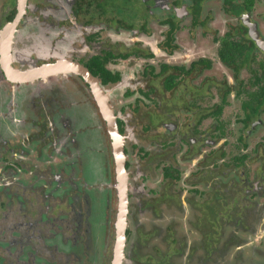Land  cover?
Here are the masks:
<instances>
[{"label":"rangeland","instance_id":"rangeland-1","mask_svg":"<svg viewBox=\"0 0 264 264\" xmlns=\"http://www.w3.org/2000/svg\"><path fill=\"white\" fill-rule=\"evenodd\" d=\"M73 1L74 0H33L38 11L29 14L25 19V24L33 25L31 23L41 22L45 25V31L47 32L44 34L41 31H37L38 44L40 45L37 53L44 57L39 60L37 63L38 65L43 64V62L51 57H55L56 59L57 57L72 59L76 58L79 54L83 55L87 50H90L92 53L101 52L111 46H119L116 51L119 53H124L130 48L139 52H141L140 49H142L146 54L153 53V56L150 58L145 56H130L128 58L117 57L115 60H112L110 64L111 69L118 70L126 75L120 85L111 87V90L113 89L111 104L116 109L117 114L128 123L125 125L126 135L128 137L124 145H126V143H128V146L130 143L136 144L132 146V154L129 157V170L132 172L129 178V186H131V201L129 207L130 211L132 210L134 214H130L129 224H127L130 235L129 241H126V250L132 251V249L136 248V245H138L136 251L139 254L142 249L139 242L146 239L145 246L148 250L154 251V255L160 259L159 254L165 252L164 250L168 248L162 238L165 236L168 237L169 244L173 247H180L181 245L183 249L187 248V250L183 252L177 251V255L173 257L174 260L170 264H189L187 251L188 248L194 245L199 247L195 253L192 254L193 258L196 257L195 260L198 264H264V216L259 218L260 216L255 210V205L258 201L264 205V191H260L256 196L251 194L250 197L248 196V198H245L247 191L244 190L245 186L243 185V180L240 181L239 176V173L244 168L241 167L238 169V172H236L235 169L237 170V168H234L230 156V152L235 148L237 143V137L244 129L241 124L235 122L236 117H238L239 102L232 96L230 98V104L224 108L221 119L223 122L227 123L225 127L226 136H224L221 141L216 142L210 139L211 134L215 135L219 133L215 128L216 121L214 118H205L201 120L200 124H198V119L201 115L208 113L213 103L219 102L218 92L215 88H211L212 94H206L207 96H205L204 101L200 100L202 95L192 94L193 91L196 90L195 88H197V90L201 88L199 86L202 79L209 76H213L219 82L226 78L231 82L234 81L231 71L219 60L217 44L212 41V34L214 31L220 30V35H222L226 27V19L224 17L226 14L223 13L221 3L218 4L217 8L211 6L212 10L208 9L211 19L209 20L210 25L207 26V36H201L200 33L202 32L199 29L194 35L186 31L180 32L179 34L177 33L174 43H176L178 47L174 52L168 53V50L165 51L161 46V43L165 41V29L167 27L160 24L158 15L154 12V8L148 10L151 14L150 17H147L148 20H144V17H142L143 20L135 21L136 18L131 14L136 8L133 7L130 1L107 0V3L117 2L118 7L114 9V12L116 14H121L120 10H124L122 13L129 17L131 24L133 27H136V29H118L119 24L117 20L110 22V18L106 21H98L97 23L99 24L85 26L84 28L78 20L74 22L70 21L69 9L67 6L72 5ZM94 1L95 0H93V3L95 4ZM83 5L82 11L86 12L87 6L85 3ZM94 7L95 5H93L91 9L94 10ZM8 10L9 7H7V3L0 1V17H3ZM262 10L263 9L260 8V11ZM47 13H50V15L46 16ZM116 17V15H113V18L117 19ZM84 19L81 18L80 21H85ZM144 22L146 24L142 28ZM36 28L41 29L40 26H36ZM137 29L140 30V32H138ZM87 35L88 37H86ZM92 36H95V38L88 41V38L91 39ZM29 48L31 47L25 50ZM92 53L87 55L90 56ZM263 55L264 54H261L258 59ZM198 57H208L212 59V70L205 69L199 78H189L178 85L177 88L171 89L170 91L165 90L162 80L155 79L149 70H147L145 75L143 74V70L149 63H154L157 70H160L161 63L189 65L192 60ZM250 76L251 73L247 69H244L242 70L240 80L247 83ZM62 79L63 75L47 77L46 80L37 79L30 84V87H32L36 93L38 92L37 90L43 93L46 88H56L57 83L62 82ZM65 81L71 82L68 80ZM61 88H64L68 95H72L73 99L78 100L80 102L78 104L82 106L92 104V116H87L80 127L82 134L90 135L88 132L95 130L96 127L105 128L104 119L99 114L100 111L96 106L97 104L94 103L95 100L93 99V95H91L89 88L86 87L83 81H79L77 78L73 77L72 85L68 83ZM185 88L187 90L189 88L190 90L185 91ZM127 89L134 93H127ZM142 91L149 93V96H147L148 98ZM159 94L161 96L160 104L158 103ZM66 98L67 96L61 94L60 99L65 100ZM188 104L194 105L195 109L198 108V113L193 114L192 112H188L186 108ZM166 110H169L172 117H176L178 123L182 124L180 132H172V130L176 129V125L173 126L172 129L165 126L166 122H169L166 120L169 115ZM156 114H158L160 119L157 118ZM170 117L171 116H169V118ZM262 119L263 125L254 133H250L251 135L247 143L248 147H241L240 149V153L249 152L252 157H254L253 161H249V159L246 160V167L249 170L255 169L263 162V160H257L255 154L257 157L264 158V148L262 150V146L259 147L258 153L253 151L259 143L264 145V114L262 115ZM196 124L198 125L197 130L199 134L202 133V135L198 137L194 135V126ZM183 135H187L188 138L193 136L194 138H191L193 144L197 143L198 149L205 148L207 151L218 149V147L224 143V150L227 154L222 160L216 162V166L213 165L212 167L218 170L214 169L215 171H209L207 173V178L199 184L195 181L201 178V175L196 170L199 167L195 165L197 160L188 162L187 159L184 158V153L187 151L188 145L182 139ZM207 136L210 139L208 140L209 142L207 141L206 144L202 145L201 139H207ZM92 140L96 141L92 136L90 143H86L92 150V155L89 160V164H91L88 169H86V172H83L78 179L76 177L79 190H82L79 194L84 195L86 189L85 185H87L88 189H91V186L104 189L109 197L107 198L106 195L103 196L100 192H96V198L93 200L95 212L91 215V222L92 224H99L100 218L105 216L104 208L107 205L108 208L106 207V210L108 215L111 216L112 222L110 220L108 221H110V225L113 226L112 223L118 213L117 209L119 205L117 190L118 178L115 176V173L108 175L106 167L101 161L102 154H104L103 150L107 148V155L110 156V159H113L112 147H110L111 145L107 139L104 144L97 141L96 143H92ZM49 142L51 145L52 139H50ZM140 147H143V149L139 150ZM52 148L53 147H50L49 151L52 150ZM143 152L148 154H144ZM196 157L201 159L198 155ZM96 160L98 163H96ZM170 163L181 171L179 179L170 180L163 175V167L170 165ZM108 164H110L113 169L116 165L115 159ZM47 165H49L48 170H50L52 163ZM5 170L6 168H3L2 171L5 173ZM235 176L237 177V182L233 181ZM141 181L143 182L141 186H143L144 190L138 185V182ZM0 183L2 184V181ZM42 187L44 191L47 190L45 186L42 185ZM196 189L200 190V192H195ZM38 195L35 193V190H27L24 196L22 195L24 204H26L28 209V215L32 213V215L35 216L32 209L42 207L41 204H36V197L38 198ZM152 199L167 200V202L170 201V203L165 202V204L162 202L163 205L157 204L155 207H151V209L147 208ZM214 200H222L216 217L225 219L223 225L211 226L202 216L204 214V217L207 219L211 218L208 205H213L215 202ZM140 201L143 203L141 207L137 206ZM188 201L191 203L190 205H192V207L185 203ZM49 203L52 205L56 204L53 208L56 215L64 217L67 221L70 218L72 219V209L67 206L68 201L66 199H61L60 202V200L52 197ZM88 207L89 205L83 201L82 209L84 213ZM18 210L19 211L8 213L11 210L7 208L4 214H8H5V217L4 215L0 216V239L2 237L10 239L11 236L7 237L10 229L6 230V228L11 225L13 221H15L14 223H16V225H20L24 216L22 212L24 208H19ZM99 212L100 215L98 216L97 214ZM185 216H189V221L193 223V225L188 222ZM53 218L54 216L51 217L50 223H52ZM153 218L157 219L156 223H158V226L154 224V221H151ZM198 219L203 221L199 227L197 226ZM53 221L57 222L55 220ZM170 223L173 225L176 224L173 229H170L171 236L166 232V227H168ZM96 227H99V225ZM53 228V232H63L64 230L55 226ZM113 230L114 228H112V232ZM215 230L218 240L215 239V245H213V247L211 246L210 252L207 253V250L202 247L203 244L206 243L204 241L207 239H204L205 235L203 231L213 233ZM110 233L111 231L109 234ZM67 235L68 234H65V236ZM113 236V234L111 237L109 236L110 240L108 245H104V248L97 251V255L94 258L95 261H100V263H102V260L105 259L108 264L109 260L112 259L115 250V248L112 247L114 242ZM54 238V240L48 243H56L59 245V248L65 249L61 236L58 235ZM84 239L85 237H82L80 250L76 249L79 253L84 251ZM72 240L71 238V243L73 242ZM235 240L239 241L238 244H234ZM225 242H228L227 245L229 246L225 247ZM6 246V242L0 243V264H10V256L2 252ZM20 248L21 247L17 246V248H12V251L17 252ZM69 250L72 251V249H66V251ZM21 251L31 253V250L29 251L27 246ZM132 252L133 254H137L134 251ZM132 252V258L137 259L138 256L132 255ZM20 256L22 259L27 260L24 253ZM28 257L30 259L34 258L33 254H30ZM142 257H144L143 259L141 258L143 262L146 261V258L148 259V256H146L144 252L142 253ZM157 257H155V259H158ZM21 258H13L12 263L21 264ZM44 260L47 263L49 259ZM137 261L138 260L131 264H138ZM154 264L157 263L154 262Z\"/></svg>","mask_w":264,"mask_h":264},{"label":"flooded vegetation","instance_id":"flooded-vegetation-1","mask_svg":"<svg viewBox=\"0 0 264 264\" xmlns=\"http://www.w3.org/2000/svg\"><path fill=\"white\" fill-rule=\"evenodd\" d=\"M2 2L7 3V7H9L8 12L4 14L3 17H0V81H7V83L1 87L0 86V216L5 217V214L12 213L15 211H19L18 209L21 208L24 210L23 219L20 222V225H16L12 222L7 229H10L7 237L11 236L10 239L6 237H2L0 239V243L6 242V247L3 249V253L7 256H10V264L12 263L13 258H21L20 255L24 253L27 257V260L21 258V264H105V259L102 260V263L97 262L94 258L97 255V251L99 249L104 248V245H108L111 235L113 234V246L115 248L117 242V235L120 232L118 228L119 223V215L121 213V206H120V199H119V189L118 190V213L115 216L113 221V226L110 225L111 216L108 215L106 207L105 209V216L101 217L99 224H92L91 222V215L95 212L93 200L96 198V192H100L103 196L106 195V191L102 188H97V186H91V189L87 188L84 191V195L79 194L82 190H79L78 183L76 177L78 179L79 176L86 172V169L90 166L89 160L91 157V149L86 143H90L91 137L93 136L94 139L104 144L106 139L110 143V147H112V156L113 159L116 161L115 167L111 168L109 162L111 161L110 156L107 155V150H103L102 154V163L106 167V171L109 174L115 173V176L118 178L119 173H123L124 181L126 179L127 185V210H126V239L127 242L129 241V235L127 231V224H129V216L130 214H134L132 210L130 211V174L132 173L129 164V157L132 154V146L136 144L128 143L123 145V153H124V161H123V168L120 170L117 165V159L114 156V144L111 139V133L109 128L107 127V122L104 120L105 128L96 127L95 130H91L88 132L90 135L82 134L81 124L86 120L87 116H92V104H87L86 106H82L78 100L73 99L72 95H68L64 88L62 89L65 84L70 83L72 85V78L75 77L79 81H83L87 88H89L91 95H93V99L95 100L96 106L99 108L98 101L94 97V93L91 90L90 85L87 83L86 79L82 74L76 73L74 70L69 71L68 68L65 72L61 70H54L52 66L58 61H74L77 63H81L85 66L90 73L95 76L99 81V86L103 90V95H107L109 97V103L111 104L112 100V90L111 87L115 85H120L121 81H123L124 75L118 70H113L110 68V64L112 60H115L117 57H113L111 53L114 55H118L119 52L118 47L111 46L108 49H104L101 52H94L92 53L90 50H87L83 53V55H77L76 58H67V57H51L47 59V61L43 62V64L38 65L37 63L41 58H44L42 55L37 53L40 45L38 44V32L41 31L42 33H47L45 30V25L41 22L31 23L33 25L25 24L26 18L29 14H33L37 12V6L34 5L33 0H0ZM132 3L133 7L136 10L131 14L135 19L138 20H148L147 17H150L151 14L148 12L150 8H154V12L158 15V20L161 25H165L167 28L166 31L169 29H174L175 36L176 34L186 31L189 34H196V31L199 29L202 33L201 36L208 35L207 26H209V20L211 19V15L209 10H212V7L218 6L221 3V8L223 9V13L226 14L225 17V30L220 35V30H215L212 34V41L213 43L217 44V48L220 43V38L224 35L236 33L239 38L243 39H252L254 46H256L257 50L256 53L258 57L261 54H264V49L259 45V43L264 44V0H128ZM95 4L93 0H74L72 5H68L69 9V18L71 22L78 20L85 28V26L96 25L98 21H106L107 19L110 22L117 20L118 22V29L122 28L125 30H135L136 27H130V20H126L127 16H125L122 12L124 10H120L121 14H116L114 9L118 7L117 2H108L107 0H95ZM127 2V0H124ZM86 4L87 9L86 12H83L82 6ZM95 5L94 10H92V6ZM11 6V7H10ZM14 6V7H13ZM113 6V7H112ZM212 6V7H211ZM234 6L241 9V12L237 14L233 9ZM260 8L263 9L260 11ZM125 9V7H124ZM230 11V12H229ZM87 14V15H85ZM50 13H47L46 16H49ZM86 17H85V16ZM113 15H116L117 19L113 18ZM56 17V16H55ZM142 17H144L142 19ZM57 18V17H56ZM81 18H85V21H80ZM88 18V19H87ZM58 19V18H57ZM91 23L86 24V22L90 21ZM101 23V22H100ZM146 23L142 24V28ZM36 26H40L41 29L36 28ZM87 28V27H86ZM138 30V29H137ZM140 32V30H138ZM143 32V31H142ZM88 37V35L86 36ZM95 36H92L91 39L88 38V41H91ZM166 38V35H165ZM164 38V40H165ZM218 40H217V39ZM233 37H231L232 39ZM163 40V41H164ZM164 43V42H163ZM162 44V43H161ZM28 50H25L26 48ZM133 49V48H132ZM166 51V50H165ZM141 52H144L141 49ZM259 52V53H258ZM92 53L90 56L87 54ZM22 54L26 56L30 55L34 60V66L32 70L35 68L39 69H49L46 72L45 80L47 77H54L63 75L62 82H58L56 88L52 89H44L43 93L38 91L37 98H33V94L35 93L33 88L27 84H24L22 81H14L10 75V72L13 73L14 77L21 78L22 75L16 69H27L28 65L24 64L23 62H27V60L22 56ZM153 54V53H152ZM109 61L106 64V68L111 70L112 72H118L120 75V79L115 82H104L103 78L96 73H93V68L90 65H94V59L96 57L101 56H108ZM132 56H136L132 54ZM264 56V55H263ZM73 57V56H72ZM152 57V56H150ZM149 57V58H150ZM119 58H122L119 56ZM197 59H194L190 62V64ZM150 64L149 63L143 70V74L147 73V70L150 72ZM170 64V63H168ZM189 64V65H190ZM149 65V66H148ZM155 65V64H154ZM185 65L186 64H179ZM52 66V67H51ZM12 68V69H11ZM161 68V67H160ZM229 69V68H228ZM247 69V68H242ZM231 71V69H229ZM248 70V69H247ZM17 71V72H16ZM250 73L251 71L248 70ZM232 73V71H231ZM242 73V70H241ZM33 74V73H31ZM76 74V75H73ZM252 74V73H251ZM251 77V76H250ZM157 80H162L161 76L154 77ZM199 78V77H198ZM232 78L233 73H232ZM44 80L42 78H39ZM71 81L66 82L65 80ZM197 79V78H196ZM228 80V84H235V81ZM160 82V81H159ZM163 83V82H162ZM202 83V81H201ZM49 85V84H48ZM164 85V84H163ZM197 90L195 88L192 94L195 95H202V100L204 101L205 96L211 95L212 90L208 86L206 88L202 87ZM49 88V87H48ZM165 88V86H164ZM177 87L171 88L175 89ZM213 88V87H212ZM24 91V96L20 100L17 99L16 102L13 97L17 96L18 90ZM171 89H166L170 91ZM185 91L188 90L185 88ZM127 93L133 94V91L127 89ZM184 91V92H185ZM217 91V90H216ZM67 96L65 100L60 99L61 94ZM145 96H149V93L142 91ZM148 98V97H147ZM218 98L220 99L219 95ZM161 96L159 94V101L160 104ZM25 102V104H24ZM220 102V100H219ZM217 103V102H215ZM15 107H13V105ZM194 104V103H192ZM214 104V103H213ZM212 104V105H213ZM211 105V106H212ZM192 106V107H191ZM190 108L192 110H188V112L197 113L198 108H194V105H191ZM89 107V108H87ZM113 109V113L116 116L117 125L119 129L120 135L124 138L127 142V135H126V128L125 125L128 124L122 117H120L116 109L111 104ZM212 108V107H211ZM125 111V110H123ZM169 115L166 119L169 122H166L165 126L167 128L172 129L173 126L176 125V129L172 130V132L177 133L181 131L182 124L178 123V119L176 117H172L169 110H166ZM208 110V112H210ZM207 112V110H206ZM101 115V111L99 112ZM153 115V114H152ZM204 115V114H203ZM102 116V115H101ZM157 118L158 114H156ZM169 116H171L169 118ZM208 118V117H207ZM205 119V118H204ZM202 119V120H204ZM261 120H257L252 125L261 124ZM104 135V138H103ZM195 135L196 137L201 136ZM193 137V136H192ZM192 137L187 135H183L182 139L188 145L187 151L184 153V158L187 159L188 162H193L197 160L195 165L199 167L196 169L197 172L201 175L199 180H195L197 184L201 183L207 178V173L211 170L215 171L218 170L217 168H212L213 165L216 166L215 162L222 160L224 157L218 156L214 154V150L207 151L205 148L198 149L197 143L193 144ZM208 137V136H207ZM194 138V137H193ZM224 138L216 139V137H211L210 139L216 142L221 141ZM52 139V144L50 145L49 140ZM209 137L206 139L202 138L201 143L202 145L206 144ZM96 141L92 140V143H96ZM237 141V139H236ZM209 142V141H208ZM226 142V141H224ZM245 142V141H244ZM222 143V142H221ZM208 144V143H207ZM224 144V143H223ZM221 144V145H223ZM241 144V143H240ZM209 146V145H208ZM53 147L52 150L49 151V148ZM243 148V146H241ZM248 144L246 147L247 148ZM255 152H259L258 146ZM219 148V147H218ZM264 145L261 147L263 150ZM143 149L140 147L139 150ZM254 151V149H253ZM144 154H148L143 152ZM200 156L201 159L197 158L196 156ZM216 155V156H215ZM215 157V158H214ZM257 160H263L255 169L249 170L246 167V161L243 165L234 166L236 172H238L239 168H244L240 173V181L243 180V185L245 186L244 190L247 191L246 197H250V195L256 196L260 191L264 190V158L262 157H255ZM215 161H214V160ZM249 161H253V159L249 158ZM108 162V163H107ZM51 165V169L48 170L47 164ZM96 163L97 160H96ZM47 166V167H46ZM245 166V167H243ZM171 167L170 175H166V168ZM218 167V165H217ZM3 168H6L5 173L2 171ZM181 171L175 167L172 163L170 165L163 167V175L170 180H175L180 178ZM176 175H179V178H176ZM119 181V180H118ZM234 182H237V177L235 176ZM118 183V182H117ZM140 183V184H139ZM142 181L138 182L140 188L144 190L142 185ZM43 186L47 188L46 191L43 190ZM197 186V185H196ZM118 187V186H117ZM262 188V189H261ZM68 189V190H67ZM261 189V190H260ZM27 190H35L37 193L38 198L36 197L37 205L42 207H36L32 209L35 213V216L30 213L28 215V209L26 204H24V200L22 195L26 193ZM68 192V193H67ZM74 194H73V193ZM195 192H200V190L196 189ZM110 193V192H109ZM112 194V193H111ZM56 198L58 200L66 199L68 201L67 206L72 209V219L70 218L68 221L62 216H58L54 213L53 208L56 204L52 205L49 203L51 198ZM109 195L107 196V198ZM171 197V196H170ZM83 201L86 202L89 207L86 212H83L82 204ZM153 201V202H152ZM222 201V200H220ZM167 202V200H156L152 199L150 204H148L147 208L153 206L155 207L157 204H162ZM189 202V201H188ZM187 203L189 206L191 203ZM57 203V202H56ZM153 205H152V204ZM167 203H170L167 202ZM166 204V203H165ZM257 206L255 205V210L259 214V218L264 216V205H262L259 201L257 202ZM143 203L139 202V207H141ZM215 205V204H213ZM19 207V208H18ZM146 207V206H145ZM210 207V205H208ZM9 208L11 211L4 214V211ZM220 208V207H217ZM42 209V211H41ZM210 209V208H209ZM210 214V213H209ZM100 215V212L97 214ZM54 216L52 219V223H50L51 217ZM203 218L204 214L202 215ZM186 219L188 222L193 225L189 221V216ZM10 219V218H9ZM53 220L57 221L54 222ZM110 220V221H108ZM128 220V221H127ZM261 220V219H260ZM154 224L158 226L157 219L153 218ZM216 223H212L208 221L212 225H223L225 222L224 218L215 219ZM95 222V219H94ZM203 223L201 219H198L197 226ZM107 224V225H106ZM99 227H96L98 226ZM176 224L170 223L168 227H166V232L170 233V229ZM195 225V224H194ZM58 227L60 229H64L63 232L57 231L53 232V227ZM108 226V227H107ZM112 228H114L112 232ZM213 228V227H212ZM54 229V228H53ZM111 233L109 234V232ZM205 232V231H204ZM65 234H68L65 236ZM61 236L62 243L65 245V249L59 248L58 244L48 243L49 241L54 240L56 236ZM110 236V237H109ZM82 237H85V248L83 252H77L76 249L80 250ZM54 238V239H53ZM66 238V239H65ZM71 238L73 239L71 243ZM166 243V248L160 255V259L154 255V251H150L146 248L142 249L139 253L136 260H138L139 264H154L148 261H144L142 258V253L144 252L146 256H153L157 257L162 264H170L174 260V256L177 255V251L179 252L180 247H173L169 244L168 237H162ZM206 239V238H204ZM70 242V244H69ZM206 242V240L204 241ZM68 243V244H67ZM178 243V242H177ZM54 244V245H53ZM193 245V243H192ZM232 245V244H231ZM17 246L21 247L17 252H13L12 248H17ZM25 246H27L28 250H31V253L21 251ZM194 245L188 248V256L190 252H192ZM66 249H72V251H66ZM106 249V247H105ZM198 249V247H197ZM1 250V249H0ZM186 251L187 248H184ZM132 251L138 252L135 248ZM131 250H126L127 255L131 254ZM156 251V250H155ZM156 253V252H155ZM19 254V255H18ZM33 254L34 258L30 259L28 256ZM194 254V253H193ZM3 256V255H1ZM163 258V259H162ZM44 259H49L46 263ZM195 258L190 259L189 264H198ZM112 259L109 260L108 264H112ZM107 264V263H106ZM201 264V263H199Z\"/></svg>","mask_w":264,"mask_h":264},{"label":"trees","instance_id":"trees-1","mask_svg":"<svg viewBox=\"0 0 264 264\" xmlns=\"http://www.w3.org/2000/svg\"><path fill=\"white\" fill-rule=\"evenodd\" d=\"M233 10L237 14L241 12V9H239V7L237 8L236 6H234ZM126 20H129V18H127ZM88 23H91V20L86 22V24ZM129 24H130V27L133 26L131 22H129ZM165 35H166L165 41L164 43L161 44V46L165 50H168V53H172L178 47V45L174 43L175 42L174 29L167 30L165 32ZM231 37L233 38L231 39ZM257 50L259 49H257L256 46H254L252 39L247 40V39L239 38V36L236 33H233V34L227 33L226 35L220 38V43L218 46L217 54H218V57L221 63L226 68L231 69L235 84H228L227 78L219 82L213 76H209V77L202 79V83H201L202 87L204 88L208 86L212 88L213 86V88L217 90L218 95L220 97V102L214 103L212 105L211 111L208 113H205L204 115H201L198 119V124H200L201 120L204 118H207V117L214 118V120L216 121L215 128H216V131H218L219 133L215 135L211 134L210 136L212 138L216 137V139H219V138H222L223 136H226L225 127L227 126V123L223 122L221 119L223 110L226 106L230 104V98L232 96H234L236 100L239 102V107H238L239 112H238V117H236L235 122L237 124H241L245 130L243 129L242 130L243 132L237 137V143L235 145V148L230 152L231 160L233 161V164L235 166L243 165L247 159L254 158L249 152L240 153V149H241V146H243V148L247 146L248 138L251 135L250 133L251 132L254 133L260 126L263 125V123L257 126L252 125V123H254L257 120L262 121L263 120L262 115L264 114V56L258 59V54L256 53ZM132 54H135L136 56H145V57L153 56L152 53L146 54L145 52L135 51L132 48L127 49V51H125L124 53H118V55H114L113 53H111L113 57L120 56L122 58H128L132 56ZM108 61H109V55L96 57L94 59V65H90V66L91 68H93L92 70L93 73L99 74L103 78L104 82L110 81L112 83H115L120 79V75L118 72H112L111 70L106 68V64ZM149 67H150L151 75L153 77L161 76L163 78L162 82L165 88L171 89V88L177 87L178 85L185 82L189 78L190 79L198 78L205 69L212 70L213 61L212 59L208 57H201L200 59L192 62L189 65V67H186L185 65L172 64V63L170 64L161 63L160 70H157V67L152 64H150ZM244 67L250 70L252 73L247 83H245L243 80H240L241 70H243L242 68ZM200 100H202V97L200 98ZM191 105L192 104H188L186 108L188 110H192V108H190ZM197 127L198 125L196 124L194 126V135H197L199 133L197 130ZM257 146L259 148L263 145L259 143ZM256 150H257V147L254 148V151ZM214 154L221 156V157L226 156L227 153L224 150V144L220 145L218 149H215ZM256 156L257 155L255 154V157ZM165 170H166L165 171L166 175H170L171 167H167ZM176 178H179V175H176ZM220 202L221 201H215L214 202L215 205H210L209 207L210 208L209 213L211 215V218H208L207 220L214 224L216 223L215 218L216 220L218 219L216 216H217V211L219 208L217 207L221 206ZM257 205L258 204H256V206ZM212 223H211V226H212ZM208 233L210 232L203 231V234L205 235V238L207 239H206V243L203 244L202 247H204L207 250V253L210 252L211 246L213 247V245H215L216 243L215 239L218 240L216 230L213 233L212 232L210 234ZM127 234H130V231H127ZM145 240L146 239L139 242L142 249L144 248L148 249L145 246L146 245ZM238 242L239 241L235 240L234 244H238ZM227 243L225 244V247L229 246L227 245ZM137 246L138 245H136V248ZM197 247L198 246L193 247L192 249L193 251L190 252L189 256H187L188 261H190L191 257L193 258L192 254L195 253V251L197 250ZM183 251L184 249H180V252H183ZM138 255L139 254H134V256H138ZM143 258L144 257H142V259ZM146 261L151 262V263L155 262L157 264L160 263L159 259H155V257H153L152 255L151 256L148 255V259L146 258Z\"/></svg>","mask_w":264,"mask_h":264},{"label":"water","instance_id":"water-1","mask_svg":"<svg viewBox=\"0 0 264 264\" xmlns=\"http://www.w3.org/2000/svg\"><path fill=\"white\" fill-rule=\"evenodd\" d=\"M259 45L264 49V44L259 43ZM66 63L67 68L69 71L74 70L76 73L82 74L84 78L86 79L87 83L90 85L92 92L94 93L95 99L98 101V105L100 107V111L102 113V116L104 120L107 122V127L110 130L111 133V139L114 144V156L117 159L118 157H121V167L120 169L122 170L123 168V161H124V153H123V137L119 133L118 125H117V120L116 116L113 113L112 107L109 105V97L107 95H103V90L99 86V81L98 79L93 76L90 71L83 66L81 63H77L74 61H69V60H62L58 61L57 63L53 64L52 66H58L60 64ZM51 66V67H52ZM55 70V69H54ZM68 70H61L66 73ZM118 165V161H117ZM119 168V167H118ZM119 182V181H118ZM124 191L125 193L122 196H119L120 199V206L124 207V211H121L122 214V222L120 224L119 228V233L117 235V242L115 245V250H114V257L112 264H122L123 257L125 256L124 249H125V244H126V210H127V185H126V179L124 182Z\"/></svg>","mask_w":264,"mask_h":264},{"label":"clouds","instance_id":"clouds-1","mask_svg":"<svg viewBox=\"0 0 264 264\" xmlns=\"http://www.w3.org/2000/svg\"><path fill=\"white\" fill-rule=\"evenodd\" d=\"M22 56L27 60V62H23V63L26 64V65H28V68L27 69H16L22 75L21 78L14 77L13 76V73L10 72V75L9 76H11L13 78L12 80H14V81H22L24 84H27L29 86H31L30 84H32L34 81H36L39 78H42V79L45 80L46 74L42 71L43 68L42 69L35 68L34 70H32L33 67H35L34 66V63L35 62L32 59V57L30 55H28V56L25 57L24 54H22ZM31 72H33V74H31ZM6 83H7V81H0V86L3 87ZM37 94H38V92L37 93L35 92L33 94V98H37ZM23 96H24V91L19 89L18 92H17V96L16 97H13V99H15L16 102H18L17 99L19 98L21 100L23 98ZM24 104H25V102H24ZM15 105L16 104H14L13 107H15ZM109 105L111 106L110 103H109ZM101 115H102V113H101ZM102 118H103V116H102ZM126 241H127V239H126ZM126 246H127V243L125 244V249H124L125 256L123 257L122 264H124V261H125V264L126 263L131 264V263L135 262L136 259H133L132 256H131V254H128L127 255V253H126ZM132 255H134L133 252H132ZM113 257H114V255H113ZM138 264H139V262H138Z\"/></svg>","mask_w":264,"mask_h":264},{"label":"bare ground","instance_id":"bare-ground-1","mask_svg":"<svg viewBox=\"0 0 264 264\" xmlns=\"http://www.w3.org/2000/svg\"><path fill=\"white\" fill-rule=\"evenodd\" d=\"M53 69H55V70H67V64L66 63H63V64L58 65L57 67L54 66ZM42 71L46 74V72H48L49 69L48 68L47 69H43ZM31 73H33V72H31ZM117 161H118V167L120 169V167H121V157H118L117 158ZM124 178L125 177H124L123 173H119L118 174V180H119V182L117 183V186H118V189H119L120 196H122L125 193V191H124V189H125V187H124L125 186L124 185V182H125L124 181ZM121 211H124V207H122V206H121ZM122 220H123L122 219V214L120 213L118 227L120 226Z\"/></svg>","mask_w":264,"mask_h":264}]
</instances>
